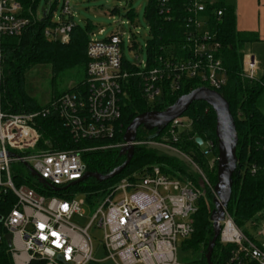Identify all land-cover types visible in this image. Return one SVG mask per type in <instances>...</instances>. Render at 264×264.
Instances as JSON below:
<instances>
[{
  "label": "built area",
  "instance_id": "1",
  "mask_svg": "<svg viewBox=\"0 0 264 264\" xmlns=\"http://www.w3.org/2000/svg\"><path fill=\"white\" fill-rule=\"evenodd\" d=\"M212 2L189 0L182 46L185 56L169 55L160 67L149 68L147 61H142L141 65L132 63L134 71H129L124 65L122 34H112L105 39L93 34L87 45L83 88L64 93L43 113L50 109L58 112L76 141H105L118 129L131 77L138 78L142 94L150 105L162 100L165 80L170 81L172 93L183 77L196 78L203 86L219 91L228 81L219 56L221 45L209 27L208 18L201 15ZM164 12L162 9L161 13ZM217 14L222 15V11ZM61 15L73 16L68 1ZM39 16L38 11L29 17L18 0H0V192L10 190L16 197L14 207L3 219L7 233L12 234L10 252L14 264H31L34 260H42L44 264H181L179 244L194 233V215L198 200L205 193L203 188L209 187L214 192V187L191 158L171 144L160 143L191 161L201 176V186L165 173L159 165H154L142 173L120 178L96 200L69 193H65L67 198L51 194V190H67L87 172L82 150H36L40 134L34 120L39 113H6L1 94L2 39L20 36L32 19ZM54 20L57 25L45 28V36L68 42L75 22L64 24L61 16ZM242 64L244 78L253 80L259 76V61L253 53L246 52ZM178 119L168 126L174 141L177 140L174 124ZM202 140L204 154L214 155L215 142ZM142 143L136 140L133 144ZM124 146L123 141L104 144L102 148ZM216 161L217 155H214L209 165L213 167ZM14 162L30 165L45 180L38 182L48 191L17 186L11 176L10 166ZM92 207L94 212L85 225L72 221L75 216L86 217L87 208ZM220 224V242L236 246L228 264H264V220L255 223L252 237L235 224L227 209ZM93 228L103 231L105 259L94 255L95 244L90 232Z\"/></svg>",
  "mask_w": 264,
  "mask_h": 264
},
{
  "label": "trees",
  "instance_id": "2",
  "mask_svg": "<svg viewBox=\"0 0 264 264\" xmlns=\"http://www.w3.org/2000/svg\"><path fill=\"white\" fill-rule=\"evenodd\" d=\"M18 1L29 17L32 13L36 14L39 11L40 0ZM188 2L189 0H148L145 18L151 33V38L147 42L146 61L149 68L160 67L163 59L168 58L169 55L178 58L185 56L182 46L186 30L184 19L188 16L185 8ZM55 8V4L51 7L46 6L44 9L47 10V14L43 16L42 13V17L32 19L31 24L20 36L2 39L4 55L1 84L2 108L6 113H39L34 120V126L40 134L36 150L81 149L87 171L107 174L123 164L126 153L120 147L102 148V145L123 142L127 126L137 115L152 110H164L174 104L179 97L203 86L204 83L196 78L183 77L178 82V89L172 93L170 81L165 80L162 100L150 105L142 94L138 78L131 77L127 87L128 97L124 98L122 116L115 135L105 141H76L58 112L50 109L45 114L43 110L50 107L51 103L64 93L80 91L83 88L88 61L89 32L94 30V26L90 23L85 26L74 23L70 40L66 43L49 39L45 36L44 29L57 25L58 22L54 20ZM162 9L164 13H161ZM219 10L222 11L220 16L217 14ZM117 11V8H114L112 13ZM201 15L208 18L209 27L216 34L217 41L221 45L219 56L226 68L228 81L219 92L230 104L238 133L237 167L233 175L232 195L227 212L235 224L252 237L255 232L253 230L256 229L255 223L264 220V71L256 79L244 78L242 63L245 45L259 41V36L253 32L237 30L234 8L227 5L224 0L208 3L205 12ZM125 16L134 20L136 13L133 8H129ZM61 18L64 24L73 21L62 15ZM124 65L129 71H134L131 62L124 60ZM37 66L51 68L53 83L63 79L64 76L72 77L71 73L79 78L81 76L82 79L69 89L56 93L48 103L43 105L28 93L27 87V74ZM183 115L190 119L191 125L184 131L176 130V141L168 133L169 125L159 134L157 129L149 130L141 126L137 132V141L171 144L190 157L214 187L217 181L216 166L214 169L210 168V157L204 154L196 138L212 139L216 146L214 155H218L215 112L206 102L197 101L192 103ZM23 165L19 163L10 166L13 182L17 186L23 184L20 169ZM154 165H159L165 173L189 179L201 186V176L192 172L184 161L162 154L146 144H139L135 146L131 162L119 176L105 181L90 178L70 185L68 189L86 191L87 199L93 200L120 178L142 173ZM84 183L88 185L84 187ZM203 189L205 193L199 198L198 210L194 215V233L183 241V246L198 256L196 261L207 264L205 260L207 247L214 236L211 213L214 209L215 195L209 187ZM51 194L67 198V195L62 194L61 191L51 190ZM15 203L16 197L10 190L0 192V234L2 235L0 264H14L10 246L4 239L7 231L3 225V219ZM235 249V245L222 244L218 239L212 254V262L228 264ZM31 264H44V261L34 260Z\"/></svg>",
  "mask_w": 264,
  "mask_h": 264
},
{
  "label": "rangeland",
  "instance_id": "3",
  "mask_svg": "<svg viewBox=\"0 0 264 264\" xmlns=\"http://www.w3.org/2000/svg\"><path fill=\"white\" fill-rule=\"evenodd\" d=\"M67 1L69 2L70 11L73 15H66L67 18L72 19L76 24L82 26H85L87 23H90L94 26V30L89 32V38L93 37V34H95V37L98 39H105L112 34H122V38L124 40V46L122 50L125 59L138 65H141L142 61L147 60V42L151 38L149 24L145 18L148 0H40V17H42L43 8L46 6L51 7V5L54 4L56 7L54 10V17L57 18L61 16L62 10L65 7ZM114 8H117L118 11L112 13ZM129 8H133L136 13L134 20L125 16L126 11ZM101 30H103V32L100 34ZM71 74L72 77L64 76L63 79H59L57 82L53 83V74L51 72V68L49 66H37L30 70L27 74L28 93L39 103L44 105L48 103L56 93L69 89L78 83V81H80L79 79H82L81 76L79 78L77 75H74V73ZM174 125L176 130L184 131L190 127L191 122L186 115H182L178 119L177 124L175 122ZM142 142V145L146 144L149 148L156 149L162 154H167L181 159L188 165L192 172L199 174L196 167L187 157L179 154L169 147L161 145L160 143L162 142ZM32 152L33 151H30V153ZM210 159H214V155H210ZM12 164L19 163L14 162ZM212 166L213 167L210 166L211 169H214L216 166L217 170V161ZM20 169L21 176L23 178L22 185L31 187L38 192L44 190L48 191L43 184L39 185L40 182L37 183L38 179L31 174L27 166L23 165ZM83 185L85 187L88 185V183H84ZM61 193H69L78 197L86 196L87 194L86 191L74 190L72 188L61 191ZM103 193L104 191L98 196L94 197V200L101 197ZM94 209L95 208L93 207L90 210L87 208L86 217L75 216L72 221L79 225H85L89 220V216L94 212ZM90 232L95 244V257L98 259H105L106 254L102 247L103 231L100 228H93ZM197 258L198 256L196 254H193L191 251L184 248L183 241L179 244L178 261L181 264L194 262ZM106 264L110 263L106 262Z\"/></svg>",
  "mask_w": 264,
  "mask_h": 264
},
{
  "label": "water",
  "instance_id": "4",
  "mask_svg": "<svg viewBox=\"0 0 264 264\" xmlns=\"http://www.w3.org/2000/svg\"><path fill=\"white\" fill-rule=\"evenodd\" d=\"M42 13L43 16H45L47 14V10L43 8ZM197 101L206 102L213 109L216 115L215 135L218 144L217 181L214 186V209L211 213L214 236L208 244L205 257L207 264H214L212 262V254L221 232L220 223L225 219L226 209L231 200L233 175L237 167L238 146L236 122L232 115L230 104L219 91L206 86H200L189 93L182 95L174 104L164 110H152L137 115L130 122L124 132L123 141L126 143V146L122 148V151L126 153V160L123 164L114 168L107 174L87 171L81 179L74 181L72 184H77L89 178L105 181L119 176L129 165L134 156L135 145L133 143L137 140V132L141 126L149 130L157 129V134H159L165 127L180 118L188 110L192 103ZM196 141L200 145L203 144L201 137H197ZM25 165L28 167L33 176L37 177L39 181L45 182V180L38 176L30 165L27 163H25ZM1 239L2 235L0 234V240ZM4 239L8 246H11L12 234L6 233L4 235Z\"/></svg>",
  "mask_w": 264,
  "mask_h": 264
},
{
  "label": "crops",
  "instance_id": "5",
  "mask_svg": "<svg viewBox=\"0 0 264 264\" xmlns=\"http://www.w3.org/2000/svg\"><path fill=\"white\" fill-rule=\"evenodd\" d=\"M217 1V0H211ZM234 8L238 31L256 33L259 41L247 43L244 52H251L259 61V72L264 71V0H224Z\"/></svg>",
  "mask_w": 264,
  "mask_h": 264
}]
</instances>
